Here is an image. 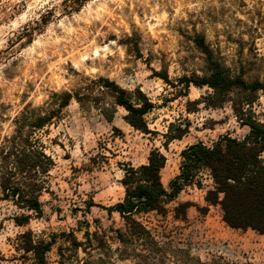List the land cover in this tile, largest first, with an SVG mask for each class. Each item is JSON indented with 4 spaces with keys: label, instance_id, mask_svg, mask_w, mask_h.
Returning <instances> with one entry per match:
<instances>
[{
    "label": "rangeland",
    "instance_id": "rangeland-1",
    "mask_svg": "<svg viewBox=\"0 0 264 264\" xmlns=\"http://www.w3.org/2000/svg\"><path fill=\"white\" fill-rule=\"evenodd\" d=\"M197 35L233 71L264 78V0H89L80 7L73 0H0V139L13 134L25 107L45 109L53 94L72 96L61 118L37 133L55 162L39 199L43 215L16 225L13 218L27 213L0 201V264L30 262L23 251L26 232L34 241L73 233L83 244L80 264H138L121 259L114 230L124 222L107 211L125 196L124 169L146 164L158 149L166 157L161 179L169 190L186 148L212 147L225 136L242 140L249 132L228 97L213 108L203 102L208 87L186 86L185 77L206 72ZM101 79L140 90L152 102L145 117L149 134L126 122L127 111L115 105ZM253 114L264 124L263 95ZM185 129L181 140H172ZM211 190L204 168L167 206L166 217L152 212L139 221L161 246L176 250L169 264H264V236L229 228L221 208L206 201ZM183 203L191 204L186 218L176 219ZM87 234L103 238L105 251L94 237L89 244ZM71 246L58 240L48 264H59V247L71 257Z\"/></svg>",
    "mask_w": 264,
    "mask_h": 264
},
{
    "label": "trees",
    "instance_id": "trees-1",
    "mask_svg": "<svg viewBox=\"0 0 264 264\" xmlns=\"http://www.w3.org/2000/svg\"><path fill=\"white\" fill-rule=\"evenodd\" d=\"M68 1V0H66ZM77 7L89 0H73ZM40 22L47 23L46 17ZM194 42L204 55L206 72L203 76L185 77L187 87H208L211 92L204 96V103L213 108L222 105L228 97L239 123L249 132L242 140L228 136L220 138L212 147L203 143L189 146L181 153L179 175L169 184L167 190L161 179L166 165V157L154 149L147 163L137 168L127 167L121 179L125 189L122 201L107 208L108 213H117L124 227L114 230V238L122 246L121 259L134 260L144 264H169L171 252L169 245H160L154 234L140 221L141 216L157 213L162 217L168 214L167 206L175 201L181 192L198 178L204 168L210 170L214 190L207 193L206 201L219 206L223 222L236 231H253L264 236V124L254 118L253 107L259 95L264 96V78H249L244 73L233 71L207 42L204 36L197 35ZM168 81V76H161ZM117 106L127 111L126 122L136 131L149 134L145 119L153 109L152 102L140 90L127 91L110 80L101 79ZM72 100L69 93L53 94V101L45 108L25 107L14 119V131L9 137L0 139V201L12 202L27 214L13 218L16 225H28L33 217H41L43 209L40 196L47 189L48 176L55 166L53 158L47 154L45 145L37 133L57 122L63 110ZM196 104L202 101L195 102ZM188 130H182L172 140H181ZM189 203L175 208V218L185 219ZM93 237L100 249H106V242L98 235L87 234L88 243ZM23 251L27 263L48 264L47 256L58 240L71 243L66 249L59 247V264H74L83 244L73 233L53 234L48 239L33 240L31 232L22 235ZM103 262V259H99ZM99 261V262H100ZM138 262V264H139ZM83 264H89L84 261Z\"/></svg>",
    "mask_w": 264,
    "mask_h": 264
}]
</instances>
